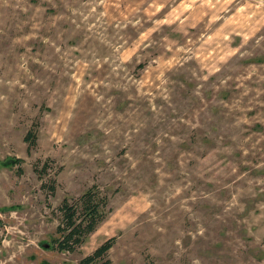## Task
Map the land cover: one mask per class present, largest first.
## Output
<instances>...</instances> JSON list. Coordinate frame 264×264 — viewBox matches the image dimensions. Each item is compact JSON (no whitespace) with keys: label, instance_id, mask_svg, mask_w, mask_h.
Wrapping results in <instances>:
<instances>
[{"label":"rangeland","instance_id":"374dc122","mask_svg":"<svg viewBox=\"0 0 264 264\" xmlns=\"http://www.w3.org/2000/svg\"><path fill=\"white\" fill-rule=\"evenodd\" d=\"M91 185L104 220L42 246ZM111 237L110 264H264V0H0V264Z\"/></svg>","mask_w":264,"mask_h":264},{"label":"trees","instance_id":"16d2710c","mask_svg":"<svg viewBox=\"0 0 264 264\" xmlns=\"http://www.w3.org/2000/svg\"><path fill=\"white\" fill-rule=\"evenodd\" d=\"M24 141L28 142V147L35 143V133L28 131L24 137ZM12 162L6 161L4 165ZM37 170V169H35ZM41 177V171H37ZM55 179H51L50 192L55 190ZM45 187V183L42 184ZM107 195L100 191L98 186L91 185L80 195L76 197H64L59 206V223L56 227L57 237L53 239L52 244L44 243L42 246L52 248L58 251L74 252L79 248L90 233L95 231L96 227L102 222L107 212ZM115 237H111L103 241L95 250L83 257L79 264H110L107 257L108 250L112 247Z\"/></svg>","mask_w":264,"mask_h":264}]
</instances>
